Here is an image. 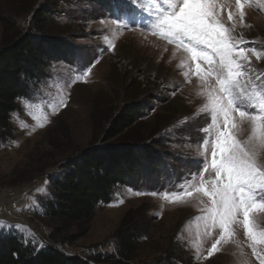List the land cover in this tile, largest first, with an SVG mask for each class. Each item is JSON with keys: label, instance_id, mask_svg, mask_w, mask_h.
Masks as SVG:
<instances>
[{"label": "rangeland", "instance_id": "obj_1", "mask_svg": "<svg viewBox=\"0 0 264 264\" xmlns=\"http://www.w3.org/2000/svg\"><path fill=\"white\" fill-rule=\"evenodd\" d=\"M158 1L165 9L170 7L164 0H0V10L17 15L23 32L31 22L30 7L49 8L46 23L65 46L17 101L11 137L0 142V236L17 235L36 249L51 248L68 257L114 255V234L123 215L141 206L150 223V238L141 240L135 264H155L164 258L161 251L168 243L188 264H260L252 253L253 241L239 222L230 225L212 249L221 229L212 224L209 197L195 192L180 198L172 195L199 184L202 162L211 160L215 128L195 65L189 69L192 61L182 49L142 23L154 19ZM217 2L223 5L225 28L244 42L240 47L254 50L246 52L244 70L252 83L244 94L258 96L264 82V0H241L243 21L235 0ZM3 43L0 26V46ZM252 104L247 110H253ZM135 105L139 115L123 134L135 135L142 145L154 148L164 165L149 166L115 188L110 202L95 209L84 235L75 226L56 231L45 208L54 200L52 185L62 166L99 144L110 122ZM250 135V123L238 124V142H246ZM257 158L264 163V151ZM203 175L207 181L215 173ZM237 219L242 221V215ZM250 219L255 230H264V211L254 210ZM255 247L264 256V243Z\"/></svg>", "mask_w": 264, "mask_h": 264}, {"label": "trees", "instance_id": "obj_2", "mask_svg": "<svg viewBox=\"0 0 264 264\" xmlns=\"http://www.w3.org/2000/svg\"><path fill=\"white\" fill-rule=\"evenodd\" d=\"M32 10L26 32L18 28V16L0 10L4 43L0 46V142L11 137V115L45 64L65 47L52 35L46 20L49 8ZM10 12V11H9ZM135 105L115 117L103 131L102 141L68 159L54 181L53 201L46 206L56 231L77 227L84 235L99 205L108 204L115 188L124 186L131 175L145 173L149 166L164 165L161 154L141 144L135 135L123 134L139 113ZM143 111V109H141ZM143 209V212L142 210ZM141 206L127 211L114 234V255H97L90 260L64 256L51 248L36 249L17 235L0 236V264H135L142 239L150 238V223ZM173 244L164 246V258L155 264H188Z\"/></svg>", "mask_w": 264, "mask_h": 264}, {"label": "snow or ice", "instance_id": "obj_3", "mask_svg": "<svg viewBox=\"0 0 264 264\" xmlns=\"http://www.w3.org/2000/svg\"><path fill=\"white\" fill-rule=\"evenodd\" d=\"M164 3H169L170 7L157 10L154 19L145 21L144 27L175 44L177 50L182 49L192 61L189 69L195 65L201 86L206 89L205 108L210 109V122L215 128L211 160L202 162L199 184L172 195L180 198L195 192L209 197L212 224L218 223L221 229L220 239L212 249L225 238L230 225L239 222L253 241L250 245L253 255L264 264V256L255 247L257 242L264 243V230H255L257 226L250 219L254 210L264 211V163L257 158L258 153L264 151V82L258 86L261 89L258 96L244 94V89L252 83L249 72L244 70L249 59L246 52L254 50L240 47L244 42L225 28L220 15L223 5L217 0H179L178 3L164 0ZM235 4L241 9L239 18L243 21L241 0H235ZM232 19L229 12L228 20ZM254 54L260 58L259 53ZM201 63L206 66L202 74ZM254 100L256 103L252 104ZM250 104L252 111L247 110ZM244 122L250 123L251 135L246 142H238L235 130ZM208 171L215 176L206 181L203 174ZM241 215L243 219L238 221Z\"/></svg>", "mask_w": 264, "mask_h": 264}]
</instances>
